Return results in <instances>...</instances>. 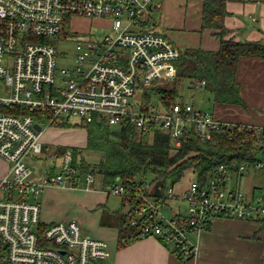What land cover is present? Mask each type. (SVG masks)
<instances>
[{
  "label": "built area",
  "instance_id": "2783aa9c",
  "mask_svg": "<svg viewBox=\"0 0 264 264\" xmlns=\"http://www.w3.org/2000/svg\"><path fill=\"white\" fill-rule=\"evenodd\" d=\"M162 3L0 0V159L9 163L0 176V264H98L112 255L109 242L86 234L77 220H41L39 199L48 187L91 191L96 184V174L81 172L82 157L71 148L60 157L57 171L44 170L48 160L57 158L45 152L42 141L52 126L78 118L82 124L97 121L112 128L130 124L140 134L159 129L168 133L175 150L192 130L202 140L214 131L247 130L262 142L264 126L224 121L188 102L146 98L148 89L174 81L181 55L165 33L152 28V14ZM83 19L106 22L107 27L98 28L109 32L101 37L73 31L70 23ZM67 40L76 43L77 66L60 74L58 46ZM233 167H219L204 187L196 178L178 192L168 187L166 199L138 191L147 182H134L130 189L104 184L102 190L125 199L129 224L141 239L156 237L189 259L198 247L189 234L199 235L212 218L264 216L263 193L249 198L239 187L226 185L232 173L248 168Z\"/></svg>",
  "mask_w": 264,
  "mask_h": 264
},
{
  "label": "trees",
  "instance_id": "16d2710c",
  "mask_svg": "<svg viewBox=\"0 0 264 264\" xmlns=\"http://www.w3.org/2000/svg\"><path fill=\"white\" fill-rule=\"evenodd\" d=\"M202 1V26L217 31L214 34L220 39V48L217 51H204L201 48L181 50L176 62L177 81L185 78L194 85L205 81L204 88L212 92L216 103L242 104L237 79L238 63L242 57L264 59V42L227 39V0ZM170 85L150 88L145 96L147 99L156 97L164 104L169 100L176 101L177 88L175 85L169 88ZM82 127L86 130L87 148L95 153L100 152L102 157L94 163L82 157L81 172L92 170L96 175H103V185L121 183L130 189L134 182H147L144 188L139 184L138 191L156 199H166L167 188L180 182L189 170L193 171L194 178L202 187L221 166L234 168L233 165H246L252 168L260 163L263 166L259 170L264 177V138L259 142L257 136L247 130L233 133L214 131L205 140L192 130L183 146L175 150L168 133L159 129L140 134L130 124L112 128L97 121L84 123ZM65 151L66 147H60L57 152L61 156ZM259 153L262 158L258 157ZM117 178L120 180L117 181ZM261 192L264 196V183ZM122 201L124 208L127 204L125 199ZM130 214L103 207L100 225L118 230L119 247L141 239L137 229L129 224ZM254 219L264 228V216ZM173 252L179 259H188L179 252Z\"/></svg>",
  "mask_w": 264,
  "mask_h": 264
},
{
  "label": "crops",
  "instance_id": "0c3cea01",
  "mask_svg": "<svg viewBox=\"0 0 264 264\" xmlns=\"http://www.w3.org/2000/svg\"><path fill=\"white\" fill-rule=\"evenodd\" d=\"M226 10L229 12L225 18V25L229 31L227 39L264 42V0H227ZM158 11L152 14L153 28L165 33L182 51L200 48L204 51H217L220 48V39L214 34L217 31L205 29L202 26V0H163L162 10L159 13ZM237 79L240 84L242 104H220L216 103L213 98V109L200 108V110L210 111L224 121L243 123L248 126H264V59L242 57L237 67ZM80 141L76 140L74 144L76 145ZM58 148L60 147L54 150L51 148L50 151L45 146L47 154H55L57 157L52 160L53 163L48 160L44 169L47 173H54L59 168L62 155H58ZM56 160L59 161L58 164L55 162ZM102 176H100V181H102ZM243 176L244 172L237 173L236 181H240L242 184L239 179L240 177L242 179ZM231 178L230 175L226 179L227 186ZM261 181L263 186L264 177ZM235 187L240 188V186ZM102 188L103 183L101 186H95L91 191H85V194L91 197L89 208L99 212L97 216L99 225L93 236L107 240L112 250L111 257L98 264H262L263 262L264 228L254 218H212L206 230L199 235L194 233L195 243L198 246L197 251L192 258L186 260L179 259L170 246L153 236L119 247L118 230L115 227L100 225L103 207H106L108 199ZM248 195L251 198L259 194L252 191ZM91 202L94 204L91 205ZM41 205H43L42 201ZM106 209L113 212L120 211L111 210L108 207Z\"/></svg>",
  "mask_w": 264,
  "mask_h": 264
},
{
  "label": "rangeland",
  "instance_id": "374dc122",
  "mask_svg": "<svg viewBox=\"0 0 264 264\" xmlns=\"http://www.w3.org/2000/svg\"><path fill=\"white\" fill-rule=\"evenodd\" d=\"M162 10V7L159 9L158 13ZM106 22H93L89 24L87 20H77L72 21L70 23L71 29L73 31L79 32H87L91 31L92 33H96L102 36L106 35L109 31L107 29H103L106 26ZM103 27V28H98ZM153 28V26H152ZM154 29V28H153ZM158 31V30H157ZM59 55L57 57V65L58 71L61 74L63 69H73L77 66V53H76V43L73 40H67L66 42H62L58 46ZM174 83V84H172ZM172 84V85H170ZM168 85V84H167ZM170 87L173 85L176 86L178 95L175 97L176 101L181 102H188L191 103L196 108L201 109H213L212 102L213 96L212 92H209L204 87L199 85H194L190 81L186 80L185 78L182 80L177 81V77L169 83ZM68 125L62 126H52L48 130L45 131L43 135V143L48 148V150H54L57 147H66L71 148L72 154L74 156L80 155L84 159L87 160L89 163L97 162L99 157H102L100 152L95 153L93 150L87 148L86 145V134L85 128L82 127L81 120L78 118L71 119L69 122H65ZM81 140L80 143L78 142L76 145L74 144L75 141ZM73 146V147H70ZM52 148V149H51ZM49 152V151H48ZM95 154V155H94ZM50 163H53L52 159L49 160ZM57 164L59 163L58 160L55 161ZM42 166V165H41ZM94 166V165H93ZM9 167V163L7 161L0 159V176L4 175L6 170ZM244 176L239 180L236 181L237 172L234 174L232 173V178L230 179V183L228 187H235L240 186V189L247 195L255 191V194L261 193L262 190V181L263 180V173L262 171L255 170L254 168H247V170L243 171ZM98 173V171L96 172ZM100 176L102 175H95L96 184L101 186L102 181ZM99 178V180H98ZM150 178V177H149ZM194 178L193 171L189 170L185 173L184 177L181 179L180 182L174 185L175 191H181L187 187L188 182ZM150 181V179H148ZM49 188V187H48ZM45 189V194L41 195L40 201H42V211H41V220L44 223L50 222H58V221H65V220H77L80 222L86 234H92L93 236L95 229H97L99 225V215L98 211L91 210L89 208V200H91L90 196H87L84 189H69V188H62L60 186L51 187L50 190ZM249 192V193H248ZM45 195V198H44ZM101 195V194H97ZM29 199V197H27ZM107 203L105 204L106 207L110 208L111 210H121L122 207V197L119 195L107 194ZM44 199V200H43ZM88 199V200H87ZM181 205L184 204L183 201H179ZM94 203L91 202V205ZM175 206V203H172ZM103 207V206H101ZM98 212V213H96ZM163 212L166 214L170 213V208L168 206H164ZM54 220V221H51ZM190 239L195 242V234H189ZM168 246H170L168 244ZM186 260V259H184Z\"/></svg>",
  "mask_w": 264,
  "mask_h": 264
},
{
  "label": "water",
  "instance_id": "95a60500",
  "mask_svg": "<svg viewBox=\"0 0 264 264\" xmlns=\"http://www.w3.org/2000/svg\"><path fill=\"white\" fill-rule=\"evenodd\" d=\"M36 129H38V130L41 129L40 126H39L38 124L36 125ZM258 157H259V158H262V154L259 153V154H258ZM119 180H120V178H117V181H119ZM129 207H130V206H126V207H124V208L122 209V213H124V214L128 213V211H129Z\"/></svg>",
  "mask_w": 264,
  "mask_h": 264
}]
</instances>
